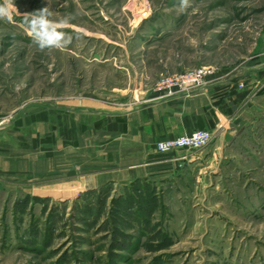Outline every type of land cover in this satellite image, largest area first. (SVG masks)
Instances as JSON below:
<instances>
[{"label": "rangeland", "instance_id": "rangeland-1", "mask_svg": "<svg viewBox=\"0 0 264 264\" xmlns=\"http://www.w3.org/2000/svg\"><path fill=\"white\" fill-rule=\"evenodd\" d=\"M44 7L68 20L62 47L30 35L25 18ZM263 55L264 0H0V264H264V114L177 150V176L123 179L118 164L88 188L81 179L106 169L6 170L34 148L33 113L49 117L53 168L75 137L69 108L123 118L177 95L166 78L243 74Z\"/></svg>", "mask_w": 264, "mask_h": 264}, {"label": "crops", "instance_id": "crops-1", "mask_svg": "<svg viewBox=\"0 0 264 264\" xmlns=\"http://www.w3.org/2000/svg\"><path fill=\"white\" fill-rule=\"evenodd\" d=\"M257 61L258 65L250 67L243 74L210 79L204 87L152 101L123 118L105 115L108 118L102 121L103 117H98L99 111L85 104L69 108L73 112L75 137L67 141V149L60 153L62 156L58 154L59 165L53 168L49 167L48 142L44 141L48 136L49 117L44 112L33 113L27 122L32 126L34 148H30V154L25 156L23 167L18 166V161L8 160L6 170L14 174L23 170L30 177L41 176L54 168V171L61 173L71 169L66 166L67 163L61 164L62 161L70 162L69 159L73 166H83L91 172L106 169L81 179L88 183V188L113 180V171L108 169L118 164L123 165L118 172L123 179L156 178V174L162 171L167 172L163 174L164 178L171 174L177 176L181 165L187 163L176 156V151L180 149L159 152L156 149L157 141L188 134L196 129L230 134L236 122L250 121L264 114V89L259 94L256 92L257 88H264V55ZM243 75L247 78L249 75L252 79L250 85L239 89ZM243 91H248V94L240 98ZM100 120L102 123L97 125ZM64 122L61 123L62 127Z\"/></svg>", "mask_w": 264, "mask_h": 264}, {"label": "built area", "instance_id": "built-area-1", "mask_svg": "<svg viewBox=\"0 0 264 264\" xmlns=\"http://www.w3.org/2000/svg\"><path fill=\"white\" fill-rule=\"evenodd\" d=\"M214 73L210 67H202L194 71L186 72L182 75L166 78L162 81L161 87L168 89V94H187L196 89L206 86ZM239 89L245 88V84L240 82ZM214 137V132L209 129H196L188 134H181L173 138L159 140L156 149L165 153L174 149L194 150L207 145Z\"/></svg>", "mask_w": 264, "mask_h": 264}, {"label": "clouds", "instance_id": "clouds-1", "mask_svg": "<svg viewBox=\"0 0 264 264\" xmlns=\"http://www.w3.org/2000/svg\"><path fill=\"white\" fill-rule=\"evenodd\" d=\"M50 13L47 7L36 11L31 17H26V23L30 28V35L40 49L50 47H62L67 41L64 40L65 33L58 29L68 23L67 19L52 21L48 19Z\"/></svg>", "mask_w": 264, "mask_h": 264}, {"label": "trees", "instance_id": "trees-1", "mask_svg": "<svg viewBox=\"0 0 264 264\" xmlns=\"http://www.w3.org/2000/svg\"><path fill=\"white\" fill-rule=\"evenodd\" d=\"M246 94H248V91H243L240 93V98H244L246 96Z\"/></svg>", "mask_w": 264, "mask_h": 264}]
</instances>
